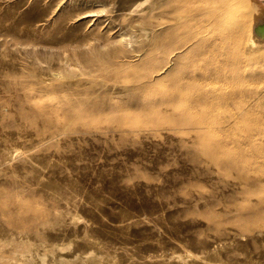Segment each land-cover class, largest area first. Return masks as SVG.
<instances>
[{"label": "rangeland", "instance_id": "rangeland-1", "mask_svg": "<svg viewBox=\"0 0 264 264\" xmlns=\"http://www.w3.org/2000/svg\"><path fill=\"white\" fill-rule=\"evenodd\" d=\"M177 1L0 0V264H264V101L187 86Z\"/></svg>", "mask_w": 264, "mask_h": 264}, {"label": "bare ground", "instance_id": "bare-ground-1", "mask_svg": "<svg viewBox=\"0 0 264 264\" xmlns=\"http://www.w3.org/2000/svg\"><path fill=\"white\" fill-rule=\"evenodd\" d=\"M186 1L192 4L187 13L194 22V33L190 40H178L176 48L183 53L175 60L178 62L184 56L187 60L194 51L189 61L193 75L187 79V86H202L210 112L254 111L264 101V71H255L264 67V12L255 14L252 0ZM201 60L205 62L204 68L196 65ZM197 92L189 89L186 94L198 101Z\"/></svg>", "mask_w": 264, "mask_h": 264}]
</instances>
